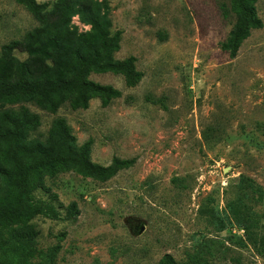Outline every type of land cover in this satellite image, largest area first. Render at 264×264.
Segmentation results:
<instances>
[{
	"label": "rangeland",
	"instance_id": "1",
	"mask_svg": "<svg viewBox=\"0 0 264 264\" xmlns=\"http://www.w3.org/2000/svg\"><path fill=\"white\" fill-rule=\"evenodd\" d=\"M36 1L52 8L56 0ZM106 1L111 32H121L113 58L134 56L140 80L127 86L120 74L91 73L120 96L84 109L66 99L54 110L20 96L0 101V121L36 115L21 143L49 149L58 144L53 122L63 119L77 146L91 140V162L135 163L105 181L44 174L33 197L56 194L59 216L27 223L38 251L28 264H157L165 253L177 264H264V0L255 4L262 27L235 57L220 48L235 22L231 0ZM72 23L89 28L77 16ZM38 26L15 0H0V63L3 46ZM71 202L79 213L68 218Z\"/></svg>",
	"mask_w": 264,
	"mask_h": 264
},
{
	"label": "trees",
	"instance_id": "2",
	"mask_svg": "<svg viewBox=\"0 0 264 264\" xmlns=\"http://www.w3.org/2000/svg\"><path fill=\"white\" fill-rule=\"evenodd\" d=\"M32 13L40 26L25 35L23 42L14 41L3 46L6 61L0 63V101L17 97L37 99L48 109L69 99L73 108H86L91 99L99 98L103 105L120 96L118 90L91 81V73H113L124 77L127 86H134L141 78L135 69V57L115 60L121 32H111L109 6L106 0H56L49 3L36 0H15ZM257 0H231L235 22L222 51L235 57L250 31L262 27L257 15ZM77 16L89 26L80 31L72 23ZM14 51L25 53L24 59ZM37 125V116L26 110L19 114H4L0 121V149L6 165L0 170V264H28L38 251L34 248L33 232L27 224L37 215L56 219L59 212L49 202L35 201L33 191L42 184L44 174L73 171L83 177L105 181L135 163V158L114 157L108 165L90 161L91 140L76 145L63 119L53 122L51 135L58 144L46 149L28 147L21 143V134ZM67 217L77 216L76 202L68 205ZM157 264H177L170 253L163 254Z\"/></svg>",
	"mask_w": 264,
	"mask_h": 264
}]
</instances>
